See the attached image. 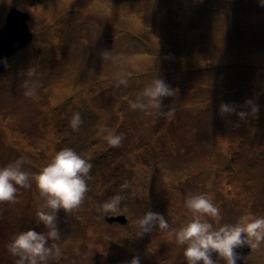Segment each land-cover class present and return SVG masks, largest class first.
I'll use <instances>...</instances> for the list:
<instances>
[{
  "label": "rangeland",
  "instance_id": "obj_1",
  "mask_svg": "<svg viewBox=\"0 0 264 264\" xmlns=\"http://www.w3.org/2000/svg\"><path fill=\"white\" fill-rule=\"evenodd\" d=\"M12 9L29 14L34 36L0 73V167L22 160L30 187L15 185L14 199L0 202V264H15L18 233H47L31 176L64 148L92 168L80 206L56 213L60 238L49 245L60 255L48 264H187L175 234L192 219L190 193L219 209L218 221L201 217L214 228L264 217V0H0V30ZM155 78L175 94L160 110H133L131 101L147 105L141 94ZM222 102L234 111L222 115ZM108 133L123 137L120 147ZM147 211L169 228L144 233ZM119 215L127 222L108 219ZM244 261L264 264V240L252 238Z\"/></svg>",
  "mask_w": 264,
  "mask_h": 264
},
{
  "label": "clouds",
  "instance_id": "obj_2",
  "mask_svg": "<svg viewBox=\"0 0 264 264\" xmlns=\"http://www.w3.org/2000/svg\"><path fill=\"white\" fill-rule=\"evenodd\" d=\"M111 53H103V59L107 60ZM27 76L35 75L33 70L27 71ZM119 84L127 87V79L121 78ZM26 88L25 95L32 97L36 94V87L28 88V82L21 85ZM174 90L161 78H155L142 92V97L147 98V105L139 100L131 101L133 110L144 111L146 107L160 110L161 101L165 96H173ZM248 103H251L248 101ZM256 109H254L255 111ZM234 109L227 103H221V114L229 113ZM160 116L166 117L168 112L159 111ZM243 119L244 112L237 113ZM83 123L79 112H74L70 118V126L73 130H79ZM107 143L118 148L122 144L121 135L108 133L105 137ZM22 160H16L6 167H0V202L12 201L17 191L15 185L30 187V174L22 170ZM92 168V164L75 152L72 148H64L56 152L39 172L33 174L31 179L36 182L40 190L43 204L38 208L36 217L47 229V233L29 229L18 233L9 245V251L17 257L15 264H48L52 258H58L60 250L56 244L49 245V241L60 238V230L57 227L56 213L63 209L69 212L76 209L82 203L88 185L86 178ZM122 187H127V184ZM123 196L117 194L102 205L104 212L114 211ZM186 208L192 213V219L176 231V242L184 247V257L187 264H217L213 259L215 253L225 264H237L238 254L236 248L251 244L252 238L257 242L264 240V217L253 215L243 216L236 224H224L217 228L212 223L203 220L202 216L212 217L218 221L219 209L204 194H188L185 199ZM144 233L154 228L167 230L168 221L158 212L147 211L139 220ZM130 264H140V258L134 256Z\"/></svg>",
  "mask_w": 264,
  "mask_h": 264
},
{
  "label": "water",
  "instance_id": "obj_3",
  "mask_svg": "<svg viewBox=\"0 0 264 264\" xmlns=\"http://www.w3.org/2000/svg\"><path fill=\"white\" fill-rule=\"evenodd\" d=\"M29 14L19 9H12L7 16V23L0 30V73L6 69V60L16 51L26 46L33 39L28 20ZM110 221L117 220L126 223L124 215L112 216ZM238 254L237 264H246L245 256L251 251V244L236 248Z\"/></svg>",
  "mask_w": 264,
  "mask_h": 264
}]
</instances>
